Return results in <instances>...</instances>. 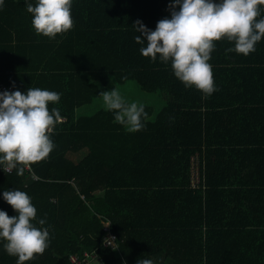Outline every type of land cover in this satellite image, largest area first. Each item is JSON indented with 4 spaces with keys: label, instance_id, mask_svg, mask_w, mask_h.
Wrapping results in <instances>:
<instances>
[{
    "label": "trees",
    "instance_id": "trees-1",
    "mask_svg": "<svg viewBox=\"0 0 264 264\" xmlns=\"http://www.w3.org/2000/svg\"><path fill=\"white\" fill-rule=\"evenodd\" d=\"M168 5L167 0H72V28L50 39L35 32L24 0H5L0 85L59 92L48 107L64 118L49 134L52 151L28 162L29 170L14 161L6 172L7 160H0V191L26 192L37 218L45 219L36 227L49 232L45 250L21 264H135L138 258L153 264H213L211 258L264 264V207L249 216L244 203L215 202L224 178L236 179L240 171L229 170L231 158L215 161L208 149L220 140L224 144L229 129H243L242 112L235 107L238 118H223L231 102L212 101L221 90L205 95L185 87L170 60H150L133 39L139 34L134 21L154 30V19L169 16L168 10L162 13ZM208 62L213 79L218 65ZM129 82L145 94L138 103L147 112L141 130L130 131L108 108L86 113L101 92ZM17 167L24 168L22 174ZM227 188L220 190L229 194ZM0 210L17 215L2 195ZM105 225L116 237L115 248L103 243ZM0 264H17V257L0 246Z\"/></svg>",
    "mask_w": 264,
    "mask_h": 264
},
{
    "label": "clouds",
    "instance_id": "clouds-1",
    "mask_svg": "<svg viewBox=\"0 0 264 264\" xmlns=\"http://www.w3.org/2000/svg\"><path fill=\"white\" fill-rule=\"evenodd\" d=\"M72 0H24L37 34L50 39L66 33L73 26ZM264 0H170L166 16L148 29L139 19L131 25L139 33L133 39L140 44L143 56L155 61H171L173 74L185 87L193 86L205 95L216 90L212 65L208 62L215 47L213 41L225 37L233 41L227 51L248 55L264 36V16L258 5ZM5 0H0V10ZM256 17H260L256 19ZM114 119L126 124L130 131L141 130L147 117L144 105L126 102L116 88L100 93ZM60 93L47 88L29 87L21 92L7 89L0 92V160L27 164L46 158L54 148L50 133L64 118L49 102H57ZM23 167L16 168L20 175ZM5 202L17 212L9 216L0 210V239L3 249L17 257V264L42 253L49 242L45 219L37 218L31 197L20 189L0 191ZM114 238L103 243L112 246ZM127 264V261H122ZM135 264H153L151 259L138 258Z\"/></svg>",
    "mask_w": 264,
    "mask_h": 264
},
{
    "label": "crops",
    "instance_id": "crops-1",
    "mask_svg": "<svg viewBox=\"0 0 264 264\" xmlns=\"http://www.w3.org/2000/svg\"><path fill=\"white\" fill-rule=\"evenodd\" d=\"M167 2L170 3V0ZM258 7H260L261 15L264 16V4ZM167 10L166 8L162 13L166 14ZM168 13L170 15L169 10ZM259 18L256 17V19ZM158 20L160 19H154L153 24L156 25ZM213 43L215 47L210 53V60H214L219 69L213 77V82L222 93L212 101L218 102V105L231 102L228 106L230 112L223 115L225 119L238 118V114L233 111L235 107L243 114L241 117L243 129H235L236 121L230 122L234 128L222 135L225 137V143L223 144L220 140V143L211 145L208 149L210 157H214L215 161H227L231 158L232 168L229 170L240 171L236 179L224 178L227 183L224 188L215 190L217 194L215 202L219 204L221 199V203L228 202L229 205L237 202L244 203L248 208L249 216L250 214L259 215L257 211L264 207V36L255 43V51L248 55L227 51L226 49L233 47L234 42L228 41L225 37ZM210 136L213 138V131L210 132ZM230 142L231 145H229ZM236 143L238 145L235 147ZM237 155L238 159H236ZM213 180H217L216 177ZM226 187L230 189L229 194L220 190ZM209 261L213 264L217 262L225 264L218 258H211Z\"/></svg>",
    "mask_w": 264,
    "mask_h": 264
},
{
    "label": "rangeland",
    "instance_id": "rangeland-1",
    "mask_svg": "<svg viewBox=\"0 0 264 264\" xmlns=\"http://www.w3.org/2000/svg\"><path fill=\"white\" fill-rule=\"evenodd\" d=\"M117 90L121 94V96L124 97L126 102L136 101L137 103H139L140 99L145 95L135 82H129V84L127 85H119L117 87ZM106 108L107 107L104 104L103 99L101 97L98 100H96L94 104L88 106L87 108L88 110L86 113L92 114L99 109H106Z\"/></svg>",
    "mask_w": 264,
    "mask_h": 264
},
{
    "label": "built area",
    "instance_id": "built-area-1",
    "mask_svg": "<svg viewBox=\"0 0 264 264\" xmlns=\"http://www.w3.org/2000/svg\"><path fill=\"white\" fill-rule=\"evenodd\" d=\"M6 89H7L9 92L11 91V88H10V87L4 86V85H0V92L4 91V90H6ZM13 162H14V161H12V160H7V161H6V164L4 165V170H5L6 172H10V171H11V169H12V163H13ZM24 167H25L26 170H29V169H30V166H29L28 163L25 164ZM104 231L107 232L105 238H106V237L109 238V239L114 238V242H112V246H111L110 244H105V245H107V246H109V247H111V248H115V247H116V244H115L116 237H115L114 235H112L111 233L108 232V227H107V225H105ZM71 260H72L73 262H76V259H75L74 257H72ZM95 263H96V264H104L102 261H99V260H95Z\"/></svg>",
    "mask_w": 264,
    "mask_h": 264
}]
</instances>
